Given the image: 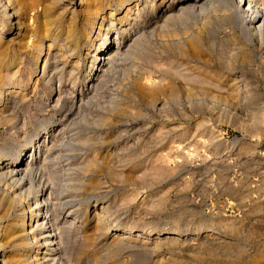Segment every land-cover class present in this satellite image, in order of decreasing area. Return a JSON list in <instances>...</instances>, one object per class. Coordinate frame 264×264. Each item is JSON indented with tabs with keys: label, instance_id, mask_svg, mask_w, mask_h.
<instances>
[{
	"label": "rangeland",
	"instance_id": "obj_1",
	"mask_svg": "<svg viewBox=\"0 0 264 264\" xmlns=\"http://www.w3.org/2000/svg\"><path fill=\"white\" fill-rule=\"evenodd\" d=\"M27 1L10 0L11 23L4 16L5 7H0L5 21L0 32V87L5 84L7 91L0 101V152L20 150L36 132L43 137L49 128L61 134L48 175L56 181L58 192L67 187L66 191L80 193L78 199H86L81 200L75 228L68 235L72 264L83 254V234L96 231L94 212H101V207L110 221V234L100 237L96 250L83 251L82 264H188L193 260L248 264L264 241V53L248 39L237 8L233 10L238 20L225 19L218 2L204 14L197 9L186 11L190 16L184 14L175 25L145 35L130 55L119 56L107 77L93 86L83 77L69 80L70 75L61 82L50 80V70L44 77L46 48L35 68L31 56L39 54L35 49L39 33ZM37 1H41L40 9L62 10L59 0ZM110 2H102L107 13ZM16 6L23 10L18 16L12 15ZM159 14L156 10L143 24L159 20ZM116 32L112 29L109 36ZM44 41L48 44L49 39ZM92 60H82L80 71H86ZM74 61L68 59L66 71ZM234 68L236 74L231 76ZM197 75L203 77L202 84L193 81ZM245 76L252 80L247 78L254 92L241 101L232 84L233 78ZM204 81L212 86L206 83L210 86L206 89ZM76 90L86 94L79 105ZM8 100H17L19 107L13 110ZM70 104H76V110L63 121ZM50 119L55 121L44 132L41 125ZM168 123L177 130L159 135ZM25 149L29 155L30 147ZM45 150L46 146L39 161ZM72 217L67 219L68 226ZM199 229L207 230L208 240L195 235ZM162 230H182L186 235L157 234ZM8 241L2 239V247L10 251L0 257V264L6 259L19 264L20 252ZM122 241L139 244L137 253H120ZM109 245L116 249L113 254L104 251ZM88 257L94 258L93 263H87ZM32 259L27 262L38 264Z\"/></svg>",
	"mask_w": 264,
	"mask_h": 264
},
{
	"label": "bare ground",
	"instance_id": "obj_2",
	"mask_svg": "<svg viewBox=\"0 0 264 264\" xmlns=\"http://www.w3.org/2000/svg\"><path fill=\"white\" fill-rule=\"evenodd\" d=\"M18 1L22 4L24 1L26 2L27 0ZM59 1L61 4V6H59L62 10H58L59 12L57 11V13L51 8V6H45L40 9L41 1H27L28 6H31V20L36 23L35 26L37 28L35 29L36 32L39 33V35L37 36L38 41L35 44V49L38 50L39 54L37 56H34L35 54L31 56V60L35 59V68L37 69L44 48H46V59L45 62L43 61V76H47L46 70H50V80L57 79L59 82H61L63 79H65L67 75H70L69 80L73 78V80L75 79L78 81L80 78L83 77L85 83L88 81L94 86L95 84H97V82H99V80H103L105 78V76L108 74V71H110V69L115 65V61L118 58H121L119 56L124 57L127 54L130 55L131 51L137 45L138 41L143 39L145 35L153 33V30L156 28L162 30L166 27L168 28V26L175 25L180 20H183L185 18L184 14L188 10L197 9L200 14L202 12L204 14V12L208 10L209 6L213 7L214 9V6H216L217 2L224 9L225 19L226 17H234V10L235 8H237V11L243 17V24H241V26L244 25V29L248 30V39H250L255 44V46H257V48L261 51V54L262 52L264 53V0H109L111 2L108 8V13L106 12L107 9H105V6L102 5L103 0H77L78 2L76 0ZM243 2H247L248 4H245L242 7L241 4ZM3 6L5 7L6 11L4 16H8V20H10L9 16L11 13L8 14L7 11L11 6L10 0H0V7L2 8ZM124 6H127L126 11L123 16H120V11L122 10V8H124ZM17 8V11L15 7L13 8L14 12L12 15L18 16L17 13L21 10V7L19 6ZM156 10H158L160 13L156 16L159 20H155L150 25H147L148 23L143 24L145 20L151 19V15L155 13ZM185 15L190 16V14L188 13ZM213 17L215 19L216 16L214 15ZM234 18L237 19L238 17ZM11 21L12 20H10V23ZM184 22L185 21H183V23ZM4 23L5 21L0 18V32L4 30ZM112 29H117V32L110 37L109 34ZM32 37L33 35H31V38ZM45 38L49 39L48 44L44 43ZM58 48L59 51H53ZM61 51L64 52L61 54ZM260 51H258V53ZM244 54L246 55V53ZM70 58H75V60L77 59V61H74V64L72 62L73 66L68 72L65 70V67L68 64V59ZM89 58H93V60L87 66L86 71L81 72L80 69L82 67V60L86 62ZM254 58L256 60V57ZM61 63H63V66L60 65ZM248 63L252 64L251 61H248ZM36 69H34V71ZM232 70L234 71L231 72V76H234L236 74L235 68ZM14 75H8L7 78L12 79ZM227 77L225 76V78L223 79L227 80ZM202 78L203 77H201L200 75H197L192 79L195 82L198 80L200 84L201 81L203 82V80H201ZM247 78L246 76L240 80L233 78L234 83L232 84V90L233 92H237V95H239V97H241L242 99H240L241 101H243L246 97L248 98V96H250L249 92L254 90H250V87H252V85H250V82L252 80L248 78L250 80L249 82ZM28 79L30 80L31 76H29ZM192 79H190V81H192ZM206 83L209 84L208 82ZM206 83L204 81L203 84L206 85ZM205 85L203 88L205 89L207 86L206 89H208V86L211 85V83L209 85ZM5 89L6 85L2 84V86L0 87V101L4 98V93H7ZM74 94L75 98H77L76 103L79 105L80 102L83 101V98H85L86 94L79 93L78 90H76ZM238 99L237 101L240 102ZM7 102H11V105H13V110H16V108H18L20 105V102H18L17 100H8ZM75 110L76 104L69 106L67 110L64 109L65 113H63L64 115L63 117H61L62 120L64 121L66 118L73 115V112ZM259 115L261 116V114ZM54 121L50 119L49 121H45L44 123H42V130L45 132V130H47V126H51V123H53ZM168 124L169 125H163L159 129V135L166 134V136H168L170 135V133L172 134V132H175L177 130L176 127L174 128V124ZM164 128L167 129L163 131ZM63 130L64 126L60 129V132H62ZM257 134L259 135V137L263 138V134L261 133L260 129H258ZM39 135L40 134L36 132L33 135V138L29 140L25 147H22L20 150L14 151L13 153L11 151H3V153L0 152V257H4L6 252L10 251H8L7 248L2 247L1 245L2 239L6 237L9 241H11L10 247L17 249V251L20 252L18 258L19 264H31V260V262H27L31 258L35 259L34 261H37L38 264H72V255H68V243L71 241L69 240L68 242V235H70V231H73L72 229L75 228L74 226L78 218V213L80 212V207L83 203L81 202L82 198L81 200L78 199V196L80 195V193L78 192L77 194L69 190L66 191L67 187L66 189L63 188L65 194L64 192L62 193V188L59 189L58 192V187H56V184H54L56 181L54 180V178H50V176L48 175L51 172H48L49 164L50 162L54 161V155H57V152H59L58 144L59 141L62 140L61 134L55 132L52 133L51 128H49L46 131L45 136L43 135V137H40ZM27 145L30 147L29 155L26 154L28 152L25 153V148L28 147ZM44 146H46V150L44 153L45 157H43L42 161L40 160V162L38 160V155L41 154L42 148ZM96 204L97 203H95V205ZM101 209V212L96 209V211L94 212V215H97L96 231L94 230V233L92 235H90L89 232H87L88 234L86 233V235L83 234L81 247V252L83 254L87 251L90 252L93 248H97L98 244L102 241V239L100 238L102 235L107 236L110 234V221H108L106 217V212H103L104 207H101ZM72 215L73 217L71 218V221L68 226L67 219ZM113 226V229L117 228L116 224H113ZM104 227L107 228L105 232L103 230ZM19 232H21V234ZM167 233H177V235L182 236L186 235V233L182 230H174V232H172V230H162L159 231L157 234L163 235ZM205 233H207V230L202 231L201 229H199L195 233V235H201L202 238H205L204 240H208V234L205 236ZM123 239L125 240V237L121 238V240ZM122 242L123 243L118 244L120 247L117 246L120 250V253H137L136 251L139 248V244L133 245L126 241ZM260 243H262V246L257 247L254 250V254L250 255V261L248 264H264V241H261ZM14 249L11 251H14ZM115 250L116 249H114L113 245H109L108 247H106V249L104 248V251L109 254H113ZM83 254L77 256V262L75 264H82L81 261L83 260ZM107 257L108 255H106V258ZM88 258L89 259L87 260V263H93L94 258ZM102 258L99 259L101 260ZM3 260L1 259V261ZM7 260L9 261L10 259H6L4 264H9ZM188 264L202 263L193 260Z\"/></svg>",
	"mask_w": 264,
	"mask_h": 264
}]
</instances>
